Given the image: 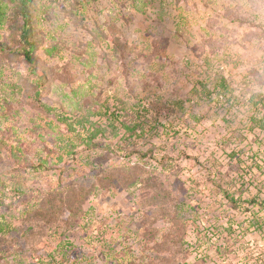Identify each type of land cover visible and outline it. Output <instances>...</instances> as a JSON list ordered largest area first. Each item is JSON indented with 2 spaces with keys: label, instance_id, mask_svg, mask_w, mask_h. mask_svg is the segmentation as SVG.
Returning <instances> with one entry per match:
<instances>
[{
  "label": "rangeland",
  "instance_id": "1",
  "mask_svg": "<svg viewBox=\"0 0 264 264\" xmlns=\"http://www.w3.org/2000/svg\"><path fill=\"white\" fill-rule=\"evenodd\" d=\"M0 1V264H264V0Z\"/></svg>",
  "mask_w": 264,
  "mask_h": 264
},
{
  "label": "trees",
  "instance_id": "2",
  "mask_svg": "<svg viewBox=\"0 0 264 264\" xmlns=\"http://www.w3.org/2000/svg\"><path fill=\"white\" fill-rule=\"evenodd\" d=\"M13 1H19L21 5V13L24 18L23 27L21 29V38L24 39V42L28 46L27 52L25 53V56L28 57L31 54V51L34 49V41L32 40L33 32L30 27L31 23H30V16H29V8H30L29 5H30L31 0H13ZM1 17H2V11L0 10V22H1ZM28 60H32V59L28 58ZM215 88L219 89L218 94H221V95H227V92L230 91V88L227 85L225 78L223 77L219 79V82L217 83V87ZM203 90H205V88H203ZM249 103L257 107V103H253L252 99L251 101H249ZM257 126L260 129L264 130V121H260L257 124ZM98 132H99V129L95 128V131L92 134V139L96 137Z\"/></svg>",
  "mask_w": 264,
  "mask_h": 264
},
{
  "label": "crops",
  "instance_id": "3",
  "mask_svg": "<svg viewBox=\"0 0 264 264\" xmlns=\"http://www.w3.org/2000/svg\"><path fill=\"white\" fill-rule=\"evenodd\" d=\"M2 9H3V4L1 3V1H0V10L2 11ZM31 25V24H30Z\"/></svg>",
  "mask_w": 264,
  "mask_h": 264
}]
</instances>
